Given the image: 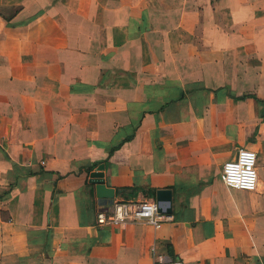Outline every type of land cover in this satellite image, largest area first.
I'll return each mask as SVG.
<instances>
[{
    "label": "crops",
    "instance_id": "1",
    "mask_svg": "<svg viewBox=\"0 0 264 264\" xmlns=\"http://www.w3.org/2000/svg\"><path fill=\"white\" fill-rule=\"evenodd\" d=\"M98 171L173 219L100 225ZM155 263L264 264V0H0V264Z\"/></svg>",
    "mask_w": 264,
    "mask_h": 264
},
{
    "label": "built area",
    "instance_id": "2",
    "mask_svg": "<svg viewBox=\"0 0 264 264\" xmlns=\"http://www.w3.org/2000/svg\"><path fill=\"white\" fill-rule=\"evenodd\" d=\"M257 165V152L249 148H240L233 158L223 164L222 181L229 188L254 192L259 181ZM172 219L171 215L159 211L155 200L137 202L122 200L115 202L111 209L100 210L97 213V221L100 225L121 226L132 222H147L155 228H160L163 222ZM167 261L172 262V259L168 258Z\"/></svg>",
    "mask_w": 264,
    "mask_h": 264
},
{
    "label": "water",
    "instance_id": "3",
    "mask_svg": "<svg viewBox=\"0 0 264 264\" xmlns=\"http://www.w3.org/2000/svg\"><path fill=\"white\" fill-rule=\"evenodd\" d=\"M103 167H100L102 170ZM103 172L98 171L92 174L91 182L96 184V191L100 198L110 199L109 203H114V190L107 188L103 178ZM156 202L159 211L163 214L172 215L173 212V193L171 189H159L156 194Z\"/></svg>",
    "mask_w": 264,
    "mask_h": 264
}]
</instances>
